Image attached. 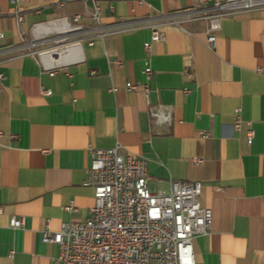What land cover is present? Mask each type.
Listing matches in <instances>:
<instances>
[{"label": "crops", "instance_id": "1", "mask_svg": "<svg viewBox=\"0 0 264 264\" xmlns=\"http://www.w3.org/2000/svg\"><path fill=\"white\" fill-rule=\"evenodd\" d=\"M56 2L20 1L18 23L11 0H0V264H62L42 231L89 217L88 148L115 144L146 160L152 192H167L171 180L200 182L211 226L192 241L195 264H264V9L222 18L210 49L207 22L187 19L197 0H100L101 24L137 28L91 45L67 35L79 47L58 56L62 67L50 75L45 52L60 19L81 14L93 25L82 3ZM152 29L164 40L146 52ZM126 82L141 85L127 91ZM157 104L170 107L169 124L150 119ZM11 217L23 225L9 227Z\"/></svg>", "mask_w": 264, "mask_h": 264}, {"label": "built area", "instance_id": "2", "mask_svg": "<svg viewBox=\"0 0 264 264\" xmlns=\"http://www.w3.org/2000/svg\"><path fill=\"white\" fill-rule=\"evenodd\" d=\"M20 1L23 0H11L18 23L22 22L21 10L17 7ZM99 1L57 0V9L69 2L82 3L93 25H83L81 14L60 19L59 31L51 38L55 45L45 52L50 59L44 68L50 75L62 67L56 60L58 56L79 47V42L68 40L67 35H82L81 39L91 45L94 40L137 28H118L124 21L101 24ZM260 9H264V0H197L196 8L187 11V19L207 22V46L214 49L215 32L222 18ZM182 21L168 18L167 23L179 25ZM162 40L164 34L152 29L150 40L143 45L144 50L148 52L152 42ZM143 74L146 79L151 76L147 65ZM139 85L138 82H126L124 87L127 91H135ZM142 88L147 98L150 89L146 84ZM110 90L115 91V88ZM148 115L157 124H169L171 109L162 104L150 105ZM241 122L240 108H235L234 130H239ZM246 126V138L250 142L253 130L249 122ZM88 150L90 164L85 184L93 188L94 198L89 217L81 222L62 223L56 231L47 224L41 234L44 243L58 246L57 260L62 264H195L192 241L198 235H206L211 226L210 209L199 203L200 182L171 180L167 192H152L147 184L144 158L124 153L119 144ZM193 161L196 164L202 162L198 158ZM64 209L72 211V203ZM8 225L20 228L23 219L11 217ZM12 255L13 251H10L9 256Z\"/></svg>", "mask_w": 264, "mask_h": 264}]
</instances>
